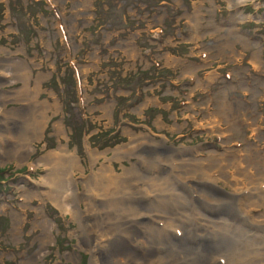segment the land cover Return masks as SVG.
<instances>
[{
    "label": "rangeland",
    "instance_id": "rangeland-1",
    "mask_svg": "<svg viewBox=\"0 0 264 264\" xmlns=\"http://www.w3.org/2000/svg\"><path fill=\"white\" fill-rule=\"evenodd\" d=\"M2 58L23 72L1 91L26 83L53 107L37 139L0 138V264H92L85 227L36 166L60 147L78 158L80 193L103 166L127 170L126 193L139 174L181 187L189 170L206 184L204 199L165 189L161 211L175 216L160 259L183 249L205 264H264V0H0ZM28 107L16 95L4 105ZM131 140L137 152L116 157Z\"/></svg>",
    "mask_w": 264,
    "mask_h": 264
},
{
    "label": "bare ground",
    "instance_id": "bare-ground-1",
    "mask_svg": "<svg viewBox=\"0 0 264 264\" xmlns=\"http://www.w3.org/2000/svg\"><path fill=\"white\" fill-rule=\"evenodd\" d=\"M229 3L231 7H236L240 4V0H229ZM8 61L9 59H0L2 72L0 86L10 83L14 79L12 73L23 72L22 64V67L16 63L9 65L11 61L7 63ZM19 79L22 80V78ZM28 88L24 83L14 93L0 90V138L4 145L10 143L8 139L4 138L12 133L14 134L13 140H22L24 143L26 140L37 139L46 125V113L53 106L46 102H39L37 105L36 99L31 101L32 97L29 94L31 89ZM14 95L23 102L24 107L29 106L31 116H21L22 113H19L18 110L4 108L5 103ZM20 121L24 122L23 129L15 131L16 127L20 128ZM55 129L58 132L60 128L55 126ZM138 146L131 140L130 144L116 149L114 155L116 157L124 156L130 152L132 155L137 152ZM22 149H14L13 155L21 152ZM22 153L26 155L28 150L25 149ZM36 163V166L43 165L49 168L47 175L49 181L51 179L49 185L54 187L57 193L52 197L53 202L63 210L66 205H70L68 211L72 217L80 226L85 227V229L82 228V233L87 237L88 242L84 245L91 254L92 264H195V262L205 264L199 253L196 254L197 257L189 258L190 254H186L183 249L171 251L169 249L165 250L163 259H160V252L157 249L161 242V231L164 225L169 220H174L172 218H174L173 215L175 216V214L165 215V212L161 211L164 205L167 206V201L163 203L167 198L164 193L165 189L168 191L169 197L182 196L184 191L181 189L182 186H185L189 194L192 193L196 196L195 193H197V198L198 196L202 199L205 197L199 188L205 189L206 184L194 181L189 170L188 175L181 182V187L165 178L145 177L139 174L140 181L138 180L136 183L131 181L126 193L124 186H128L126 182L129 181L126 176L127 170L122 174H116L111 168L103 166L97 173L81 180L83 192L80 193L75 179L72 178V171L80 167L79 161L76 155L67 148L60 147L58 151L49 152ZM175 167L180 169L184 168V165L179 163ZM162 169H167V167ZM143 187H146L147 193L143 192L146 191L143 190ZM160 193L164 196H160ZM81 204H83L84 210L80 208ZM69 257L70 259L77 258L78 254L75 253Z\"/></svg>",
    "mask_w": 264,
    "mask_h": 264
}]
</instances>
